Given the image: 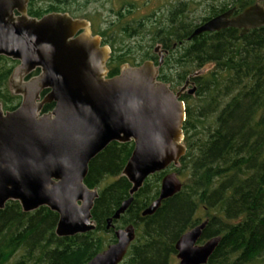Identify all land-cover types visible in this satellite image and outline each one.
I'll list each match as a JSON object with an SVG mask.
<instances>
[{"label": "trees", "instance_id": "obj_1", "mask_svg": "<svg viewBox=\"0 0 264 264\" xmlns=\"http://www.w3.org/2000/svg\"><path fill=\"white\" fill-rule=\"evenodd\" d=\"M30 2L33 17L54 10L42 11L47 0ZM253 4L264 8V0H175L144 17H131L133 5H123L108 9L110 20L92 25V35L110 49L108 77L124 64L156 65L158 47L157 80L173 92L185 81L194 89L180 95L184 154L177 166L145 178L108 229L106 219L129 197L130 183L121 171L132 142L109 143L87 165L83 184L97 193L90 210L92 231L57 237L56 213L46 207L23 213L16 201L6 202L0 209V264H85L114 241V230L127 225L135 237L119 264H176L175 241L202 221L199 243L220 236L205 264H264V25L242 35L225 28L187 40L196 26L227 7L238 12ZM196 6L203 13L194 15ZM16 65L0 56L3 111L19 101L7 82ZM52 107L44 105L40 113ZM168 172L176 174L180 190L154 213L141 216Z\"/></svg>", "mask_w": 264, "mask_h": 264}, {"label": "water", "instance_id": "obj_2", "mask_svg": "<svg viewBox=\"0 0 264 264\" xmlns=\"http://www.w3.org/2000/svg\"><path fill=\"white\" fill-rule=\"evenodd\" d=\"M26 1L0 0V56L18 62L10 80L20 96L14 110L0 108V209L8 201H16L23 213L46 207L57 215V237L92 231L90 210L97 193L83 184L87 165L109 143L132 142L121 171L130 183L129 197L106 219L108 229L145 178L177 166L183 156L180 95L188 82L173 92L157 80L161 54L156 65L124 64L108 77L109 49L90 34L88 23L60 14L28 18L23 15ZM231 13L202 22L187 40L224 28L239 29L242 35L264 25V8L258 4L229 18ZM35 69L36 76L17 83ZM43 90L47 93L39 100ZM50 103L52 109L41 114L42 106ZM180 187L174 172L163 175L156 199L141 216L154 213ZM205 224L202 221L175 241L176 264H205L220 241L215 236L198 242ZM113 237L85 264H119L134 240V229H116Z\"/></svg>", "mask_w": 264, "mask_h": 264}, {"label": "flooded vegetation", "instance_id": "obj_3", "mask_svg": "<svg viewBox=\"0 0 264 264\" xmlns=\"http://www.w3.org/2000/svg\"><path fill=\"white\" fill-rule=\"evenodd\" d=\"M48 2L45 4V7L42 9V11H44V10H46V9H48V8H52V9H54V10H52V11H45V12H43L39 17H33V16H31L30 14H29V6L30 5H32L31 4V2H30V0H27L26 2H25V4H24V14L23 15H25L26 17H28V18H32V19H39V18H41L42 16H44V15H47V14H60V15H66V16H68V17H70L71 19H75V20H83V21H85L86 23H88V27H89V31H90V34L92 35V33H91V27H92V25L93 26H95L96 24H99V22L100 21H102V22H106V21H108L109 19H108V17H107V14L109 15V12H108V7H107V1L108 0H47ZM111 2H113V0H110ZM142 2H144V5H148V3L147 2H145V1H142ZM169 2H170V0H156V4H158L157 5V7H160V6H163V7H167L168 5H169ZM124 3V4H123ZM123 3H121V5L120 6H123V5H131L132 3H129V2H123ZM155 3V1L153 0L152 1V4H154ZM37 5V4H36ZM35 5V6H36ZM260 6V5H259ZM107 8V9H106ZM228 10H232V13H231V15L229 16V18H232L233 16H235L236 14H238L239 12H241V11H238V12H236L235 10H234V8H230V7H227V9L225 10V11H223V12H220V13H218V14H216V15H219V14H222V13H224V12H226V11H228ZM17 13L14 11L13 12V16L14 17H17ZM216 15H214V16H216ZM213 16V17H214ZM98 17H99V20H98ZM212 18V17H211ZM206 21V20H205ZM201 24V23H200ZM225 29V28H224ZM239 30V29H238ZM240 32V31H239ZM93 36H97L98 37V39L100 40V44H101V38L98 36V35H93ZM104 46H106L108 49H109V47H108V45H104ZM157 55H158V57H159V54H161V56H162V53L159 51V50H157V52H155ZM109 54H110V49H109ZM109 54H108V57H109ZM108 59V58H107ZM15 61V60H14ZM107 61V60H106ZM17 62V61H16ZM106 63V62H105ZM17 65H18V62H17ZM16 65V66H17ZM15 66V67H16ZM122 66V65H121ZM120 66V67H121ZM14 67V68H15ZM119 67V68H120ZM35 70H38V69H35ZM35 70H33L30 74H28L27 75V77H24V78H20L19 79V82L17 81V83H20V82H22V81H25V80H28V79H30V78H32V77H34V76H36L38 73H39V70L37 71V74L36 75H31ZM119 70V69H118ZM12 73V72H11ZM11 73H10V75H11ZM10 75H9V77H8V79H7V82H8V86H9V89H10V91H11V93L13 94V95H16V94H14V90H15V88H14V86H13V83L11 82V80H10ZM22 80V81H21ZM184 85V84H183ZM182 85V86H183ZM188 87H190V85L188 84L187 86H186V88L184 89V91H182V93L183 92H186L187 93V90L188 89H190V88H188ZM180 88V87H179ZM43 91H46L44 94H43ZM43 91H41L40 93H39V100L47 93V90H43ZM16 96H18V95H16ZM19 103H20V96H19V101H18V104H17V106L19 105ZM50 104H52V103H50ZM44 105H47V104H44ZM43 105V106H44ZM16 106V107H17ZM42 106V107H43ZM15 107V108H16ZM1 108V107H0ZM14 108V109H15ZM14 109H12V110H14ZM42 109V108H41ZM2 110V109H1ZM3 111V110H2ZM11 111V110H10ZM3 112H6V111H3ZM49 112V111H48ZM171 166V165H170ZM169 173V172H168ZM167 174V173H166ZM106 226V225H105ZM176 262H177V260H176Z\"/></svg>", "mask_w": 264, "mask_h": 264}, {"label": "rangeland", "instance_id": "obj_4", "mask_svg": "<svg viewBox=\"0 0 264 264\" xmlns=\"http://www.w3.org/2000/svg\"><path fill=\"white\" fill-rule=\"evenodd\" d=\"M145 1L148 3V5H144ZM153 0H113V2H111L110 0L107 1V7L111 8V9H117V7H119L121 5V3L123 2H129L132 3L133 5V12L131 14V17H144L147 16L151 13V11L153 10H157L156 7L158 4H156V0L154 4H152ZM175 1V0H170V2ZM197 1V0H196ZM201 1V0H199ZM124 4V3H123ZM107 9V8H106ZM202 7L201 6H196V10L194 11V15H198L203 13L202 11ZM163 10V11H162ZM166 13V11H164V9H161V13ZM108 19L110 20L112 17H109L107 14ZM22 81V80H21Z\"/></svg>", "mask_w": 264, "mask_h": 264}]
</instances>
